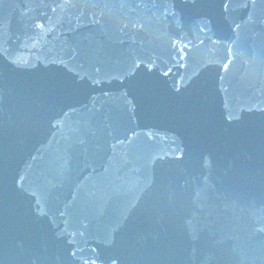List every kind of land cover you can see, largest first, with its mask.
Masks as SVG:
<instances>
[{
    "label": "water",
    "instance_id": "obj_1",
    "mask_svg": "<svg viewBox=\"0 0 264 264\" xmlns=\"http://www.w3.org/2000/svg\"><path fill=\"white\" fill-rule=\"evenodd\" d=\"M0 264H264V0H0Z\"/></svg>",
    "mask_w": 264,
    "mask_h": 264
}]
</instances>
